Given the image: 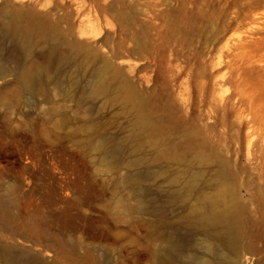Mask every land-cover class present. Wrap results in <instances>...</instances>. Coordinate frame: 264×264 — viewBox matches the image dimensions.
I'll list each match as a JSON object with an SVG mask.
<instances>
[{
	"label": "rangeland",
	"instance_id": "374dc122",
	"mask_svg": "<svg viewBox=\"0 0 264 264\" xmlns=\"http://www.w3.org/2000/svg\"><path fill=\"white\" fill-rule=\"evenodd\" d=\"M38 1L0 0V22L20 7L92 55L52 46L49 33L22 46L19 33L0 23V245L11 249L0 264H157L161 234L176 262L166 243L172 235L179 242L189 237L196 253L191 233L172 221L194 196L223 185L194 151L164 158L158 150L184 148L192 117L208 112L209 93L230 91L232 84L214 83L223 72L220 50L232 52L243 35L264 37V0ZM113 68L117 79L90 95L97 74L110 76ZM22 69L32 74L29 86L17 77ZM263 73L246 69L245 77L247 92L264 104ZM198 78L207 82L202 95ZM126 80L161 127L158 134L122 100ZM189 180L195 184L186 189ZM259 226L247 227L259 231L247 253L252 264H264Z\"/></svg>",
	"mask_w": 264,
	"mask_h": 264
},
{
	"label": "bare ground",
	"instance_id": "6f19581e",
	"mask_svg": "<svg viewBox=\"0 0 264 264\" xmlns=\"http://www.w3.org/2000/svg\"><path fill=\"white\" fill-rule=\"evenodd\" d=\"M9 1L3 0L7 4ZM0 23L4 27H12L14 33H19L21 37L19 42L22 46L31 36L46 37L49 33L47 39L52 46L82 51L87 57L92 55L83 44L67 39L55 24L47 22L45 18L33 12H24L20 7H13L8 16L1 18ZM243 36L233 41L230 46L233 47L232 52L228 53V49L222 48L219 53V57L224 61L223 72L214 83L219 85L230 83L232 84L230 91L225 95L220 94L217 98L212 94L214 90L209 93L208 112L204 117L201 116L202 118L198 115L192 117L194 126L184 135L186 140L184 148L158 150V155L164 158H176L194 151L195 159H206L208 165L212 166L213 175L221 180L223 189L217 190V185L212 187V183H207V188H212L206 196H194L186 213L172 221L183 225L191 233V240L197 247L196 253L189 249L188 236L187 240L179 242L176 239L172 240V235L166 243L169 251L176 253L178 257L176 262L166 250V245L163 244L165 237L160 232V241L154 249L157 264H189V260L193 261L192 264H252L247 253L253 251L252 242L259 237V231L258 234L250 230L248 232L247 227L261 222L260 230L264 229V104L257 102L254 95L247 92L249 81L245 74L246 69L259 68L264 71V37ZM131 65L133 63H127L128 67ZM241 68L245 71L243 75ZM196 76L199 77L197 74ZM17 77L24 85H31L32 74L28 69L20 70ZM117 77L118 71L115 68L107 77L98 73L95 83L88 89L89 94L93 96L101 94L107 87V80H116ZM206 84L200 78L196 81L195 88L200 95L205 91ZM119 92L122 93L121 98L124 102L132 104L138 122L150 132L158 134L161 127L149 117L146 103L138 98L134 87L127 80L120 83ZM137 100L140 101L139 105L136 104ZM228 111L232 112L230 119L227 117ZM243 126L245 132L241 138L240 131ZM219 127L225 128V131L215 136L214 130ZM196 134H200V138H196ZM194 184V180H189L185 187L190 189ZM10 252L9 247L0 245V256L8 255Z\"/></svg>",
	"mask_w": 264,
	"mask_h": 264
}]
</instances>
